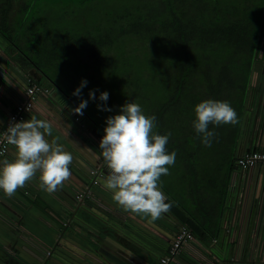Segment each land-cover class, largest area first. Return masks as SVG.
<instances>
[{
	"label": "crops",
	"instance_id": "crops-1",
	"mask_svg": "<svg viewBox=\"0 0 264 264\" xmlns=\"http://www.w3.org/2000/svg\"><path fill=\"white\" fill-rule=\"evenodd\" d=\"M12 18L9 13L0 15V132L14 104L23 96L26 74L67 95L68 106H78L60 80L34 58L37 56L56 69L55 66H60L56 48L62 47L63 41L47 36L41 44H26L27 40L31 42L25 36L30 33L28 21L24 20L22 26L20 20ZM263 30L264 22L261 33ZM13 35L17 36L16 43ZM70 40L66 41L68 45ZM258 103L250 98L244 103L233 146L227 150L232 161L221 168L214 165L216 174L211 175H217L213 184H219V195L213 198V205L208 199L210 195L204 197L200 192L197 179L183 177L187 167L181 170V166H176V157L174 165L169 166V174L160 178L161 190L168 197L166 203L172 207L160 219L150 222V218L124 210L113 201V193L106 189L110 169L106 164L102 166L98 141L90 146L89 141L96 140L90 137L94 133L103 137L92 120L86 116L80 126L84 130H81L67 116L68 108L61 109L40 97L27 112L25 121L35 116L50 123L51 135L45 134V139L49 143L55 140L72 154L69 167L76 181L68 179L50 194L40 187L38 172L14 196L8 197L0 191V264H158V258L167 250L175 232L185 226L184 219L189 217L203 229L198 227L199 233L194 236V251L175 257L172 264H245L246 245L244 248L242 245L248 234L245 218L244 223L235 219L231 222V219L237 212L247 217L251 197L255 203L257 199H264V171L249 176L248 190L245 187L246 191L238 195L244 184L240 182L233 158L236 150L241 153L246 148L264 147V107ZM14 158L15 149L10 145L7 155L0 161ZM98 171L102 177L98 178V185L91 187V200L77 203L75 194L88 187L92 172ZM193 173L194 170L189 176ZM172 176L179 179L181 194L174 193L169 186ZM237 199H246L240 211L234 203Z\"/></svg>",
	"mask_w": 264,
	"mask_h": 264
},
{
	"label": "trees",
	"instance_id": "trees-1",
	"mask_svg": "<svg viewBox=\"0 0 264 264\" xmlns=\"http://www.w3.org/2000/svg\"><path fill=\"white\" fill-rule=\"evenodd\" d=\"M131 1L133 4L136 2V6H131L132 9L126 8L122 17L117 18L124 22L120 24V33L127 34V39L130 40L132 37H138L132 41L138 42L139 45L149 42L148 48L158 55H164V70L168 71L167 77L170 76L168 79L171 84L167 86V93L163 90L161 103H158L160 106L155 108V114L152 115L157 121L153 133L165 135L169 131L175 133L176 137L181 134L180 139L183 137L181 140L184 141L186 154L176 152L178 159L183 160L195 155L200 159L202 152H210L217 153V161L212 160L217 167L230 163L232 155L227 153V150L233 146L244 103L248 97L250 65L255 57V48L264 22V0ZM27 21L30 26L31 21ZM112 26L106 28L104 35L99 34L97 38L84 35L76 42L79 46L93 49L92 62L93 59H98L97 63L102 67L106 63L110 67L116 65V69L122 73L123 83L127 84L128 71L125 73V68L118 69L116 59L111 57L113 51L110 49L117 41V34L113 39L109 37L115 25ZM63 46L67 47L68 44L62 43ZM131 48H128V53H132ZM124 52L127 53L126 48L123 49V54ZM131 87L132 85H127L123 90L125 95L129 94L128 98L133 92ZM206 100L229 102L236 111L238 120L235 125L210 124L209 131L216 133L210 147L202 143L201 135L197 134L193 127L194 108ZM84 114L104 135V127ZM176 137L172 142H176ZM167 145L175 147L170 141ZM167 151L171 153L174 150ZM187 172L191 174L193 170ZM194 174L195 172L192 175ZM211 177L213 184L217 175ZM179 206L185 211L182 205ZM184 220L185 227L197 237L198 227H203L198 226L190 217Z\"/></svg>",
	"mask_w": 264,
	"mask_h": 264
},
{
	"label": "rangeland",
	"instance_id": "rangeland-1",
	"mask_svg": "<svg viewBox=\"0 0 264 264\" xmlns=\"http://www.w3.org/2000/svg\"><path fill=\"white\" fill-rule=\"evenodd\" d=\"M133 3L131 0H0V15L9 13V16L13 17L12 19L20 20L22 26L24 20L31 21L30 26L27 24L30 33L25 35L31 42L27 40L26 44H41L42 39L47 36H56L64 41L62 43H66L67 39L71 38L68 47L56 48V60L60 63L59 67L55 66L57 70L50 68L44 60L39 59L37 56L34 58L37 62L43 64V69L48 67L53 73L52 75L60 80V84L65 86V90L71 94L73 103L75 101L79 105L81 100L88 101L83 113L92 117L93 120L105 128L106 119L120 114V108L126 103H137L141 106L145 115H154L155 108L160 106L158 103L161 101L163 93H167V86L171 84L169 82L170 76H168L169 79L167 77L168 71L164 70L163 66L162 57L164 55H158L148 48L149 42L139 45L138 42L132 41V39L137 40L138 37H132L130 40L127 39L129 38L127 34L120 33L122 26L120 24L124 22L117 20V18L122 17L126 8L130 9L131 6H136V2ZM113 24L115 27L109 33V37L113 39L114 35L117 34V41L110 49L113 51V56H110L116 59L118 69L125 68V73L128 71L126 74V77H129L127 78L128 81L126 80L127 84L123 83L122 73L116 69V65L110 64L112 66L110 67L106 63L102 67L97 63L98 59H93L92 62L93 49L79 46L76 42L84 35L96 36V38L99 34L104 35L106 28H112ZM13 36L16 43L17 36ZM121 37H123V41ZM125 41L130 43L127 44ZM124 48L127 50V53L124 52L125 54H123ZM128 48L133 49L132 53H128ZM48 59L50 61V58ZM57 72L58 74H56ZM84 80L87 81L86 86L82 88L78 97L74 96L73 92ZM127 85H132L131 89H133L129 98L127 97L129 94L126 92L127 95H125L123 92ZM92 91L95 92V99H89V92ZM102 92L109 94L106 102L99 100ZM76 103L74 104L76 105ZM98 106L110 108L111 111L98 110ZM155 124H157V121H155ZM174 134L171 133L169 141L175 147L168 146L167 150H174L185 155L184 141L181 140L183 137L180 139L181 134L177 135L178 138ZM175 137L177 138L176 142H172ZM237 153L238 150H236L235 156ZM212 160L217 161V153L202 152L200 159H197V155H195L191 158L186 159L185 157L183 160H176V166H181V170L186 169V167V170H194V175L189 176L188 172L187 174L184 172L183 177L193 181L194 178L197 179V187L202 190L200 192L203 193L204 197L210 195L208 199L211 204L213 198L219 195V184H212L213 178L210 175L213 172L216 174V167ZM169 186H171L174 193L181 194L179 179L172 176Z\"/></svg>",
	"mask_w": 264,
	"mask_h": 264
},
{
	"label": "clouds",
	"instance_id": "clouds-1",
	"mask_svg": "<svg viewBox=\"0 0 264 264\" xmlns=\"http://www.w3.org/2000/svg\"><path fill=\"white\" fill-rule=\"evenodd\" d=\"M86 84V80L81 81L73 95L78 97ZM95 98V92H89V99ZM108 98L107 92L100 93V101L106 102ZM87 104L88 101L81 100L72 111L82 115ZM98 110L111 111L100 106ZM119 112L106 119L104 135L99 142L100 155L110 169L105 187L113 193V201L124 210L154 222L171 208L160 186L161 176L169 174V166L174 165L176 159V152L169 153L166 148L171 133L154 134L156 117L145 115L137 103L124 104ZM194 114L193 127L208 147L216 135L209 131L210 124L235 125L238 122L236 111L227 101L200 102ZM45 134L51 135L50 123L35 116L7 128V140L15 149V158L0 161V191L8 197L14 196L38 172L40 187L50 194L70 178L72 154L55 140L49 143Z\"/></svg>",
	"mask_w": 264,
	"mask_h": 264
},
{
	"label": "built area",
	"instance_id": "built-area-1",
	"mask_svg": "<svg viewBox=\"0 0 264 264\" xmlns=\"http://www.w3.org/2000/svg\"><path fill=\"white\" fill-rule=\"evenodd\" d=\"M255 49L257 52L256 58L254 57V61L252 62L251 77L248 83L247 100L248 98L253 99L256 102H259L260 104H258L261 107H264V30L259 36ZM23 85V96L14 104L13 110L4 122L3 128L0 132V160L7 155L10 146L6 135L7 128L10 124L24 122L27 112L34 106L40 97L46 98L56 107L61 109L65 107L68 108L65 111L67 116L70 121L79 128L84 119H86V115L84 113L82 115H77L72 111V109H75L76 107L68 106V98L64 94L62 95L57 88L44 85L41 81L29 74H26L24 77ZM81 130H84V128L82 127ZM83 132L89 135L91 133L88 131ZM90 137L92 138V136ZM101 139L102 137L99 140H96L98 141V145ZM105 164L106 163L103 160L102 166ZM233 164L237 169L236 171L240 173V182H243L244 184L242 189L241 187L239 188L240 192L238 195H240L243 191H246V188L247 190L249 188V176L252 177L253 175L255 176L256 174H259L260 171H264V147L246 148L243 152L234 156ZM100 177H102V173H100V171L96 172V174L95 172H92L90 185L85 187L84 190L76 193L74 196L77 203L79 202V204H82L91 200V187L93 188L95 185H98L97 180ZM245 200L246 199H237V201L234 202L238 211H240V208L244 204ZM249 200L247 217L242 215V213L239 216L237 212L236 216H232L231 222L235 219L237 222L241 221L244 223L245 218V227L247 228L246 233L248 234L245 235L244 241L242 240L243 248L246 245V255L243 260L246 263H244L264 264V199H260L259 201L257 199L256 203L254 197H251ZM236 207L234 205V209ZM246 238L248 239V242ZM194 242L195 237L193 233L185 226L179 227L175 232L172 242L169 244L167 250L158 258V264H172V260L175 257H178L188 251L193 252Z\"/></svg>",
	"mask_w": 264,
	"mask_h": 264
},
{
	"label": "water",
	"instance_id": "water-1",
	"mask_svg": "<svg viewBox=\"0 0 264 264\" xmlns=\"http://www.w3.org/2000/svg\"><path fill=\"white\" fill-rule=\"evenodd\" d=\"M92 138H93V139H96V140H99L101 137L94 133V135L92 136ZM96 140H92V139H91L92 142L89 141L91 147L94 146L93 144L95 143ZM91 143H92V144H91ZM74 164H75V162H74ZM69 180L73 181V183H75L74 181H76L72 176H70ZM86 185H87V184H86ZM75 213H76V211L74 212V214H75Z\"/></svg>",
	"mask_w": 264,
	"mask_h": 264
}]
</instances>
